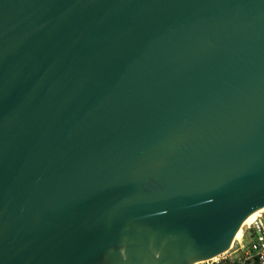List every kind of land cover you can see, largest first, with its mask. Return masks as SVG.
I'll return each mask as SVG.
<instances>
[{"label":"water","instance_id":"obj_1","mask_svg":"<svg viewBox=\"0 0 264 264\" xmlns=\"http://www.w3.org/2000/svg\"><path fill=\"white\" fill-rule=\"evenodd\" d=\"M264 208V0H0V264H198Z\"/></svg>","mask_w":264,"mask_h":264},{"label":"built area","instance_id":"obj_2","mask_svg":"<svg viewBox=\"0 0 264 264\" xmlns=\"http://www.w3.org/2000/svg\"><path fill=\"white\" fill-rule=\"evenodd\" d=\"M201 264H264V211L247 226L246 236L235 240L229 251Z\"/></svg>","mask_w":264,"mask_h":264},{"label":"bare ground","instance_id":"obj_3","mask_svg":"<svg viewBox=\"0 0 264 264\" xmlns=\"http://www.w3.org/2000/svg\"><path fill=\"white\" fill-rule=\"evenodd\" d=\"M264 211V208L263 209H260L256 212H254L252 215H250L246 221L244 222L243 226L241 227V229L238 231L237 235H236V239L235 240H240V238L242 237V234H243V228L248 226L249 224H251L255 219H257L261 213ZM203 262H200L198 264H201Z\"/></svg>","mask_w":264,"mask_h":264},{"label":"rangeland","instance_id":"obj_4","mask_svg":"<svg viewBox=\"0 0 264 264\" xmlns=\"http://www.w3.org/2000/svg\"><path fill=\"white\" fill-rule=\"evenodd\" d=\"M246 232H247V226L246 227H244L243 228V236H246ZM246 241H247V239H245ZM242 242L244 243L245 241H244V237H243V239H242Z\"/></svg>","mask_w":264,"mask_h":264},{"label":"clouds","instance_id":"obj_5","mask_svg":"<svg viewBox=\"0 0 264 264\" xmlns=\"http://www.w3.org/2000/svg\"><path fill=\"white\" fill-rule=\"evenodd\" d=\"M235 242V241H234Z\"/></svg>","mask_w":264,"mask_h":264}]
</instances>
